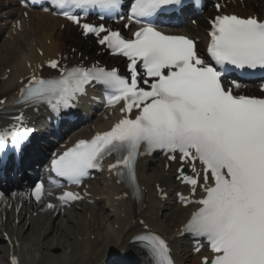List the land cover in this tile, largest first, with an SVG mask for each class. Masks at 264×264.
<instances>
[{"label":"snow or ice","instance_id":"obj_1","mask_svg":"<svg viewBox=\"0 0 264 264\" xmlns=\"http://www.w3.org/2000/svg\"><path fill=\"white\" fill-rule=\"evenodd\" d=\"M184 2L134 0L128 19L139 24ZM51 3L83 35L96 36L100 45L128 61V75H121L116 68L97 65L61 69L57 60H50V68L60 69L57 78L33 75L20 89L19 103L47 104L57 114L72 107L93 82L104 86L107 106L120 105L122 118L109 130L76 142L52 161L51 170L79 185L90 169H99L111 156L109 170L140 200L137 158L161 150L178 165L179 178L189 186V196L177 194L180 202L197 205L177 232L196 241L197 253L206 242L210 254L200 264H264V97L239 94L242 85L235 80L226 84L224 79L231 70H240L241 75L249 74L246 70L264 72V19L216 15L209 21L205 57L195 38L166 34L151 22H145L134 39H126L102 23L82 22L74 12L81 9L87 16L90 9H99L111 15L121 0ZM193 3L199 6L200 0ZM14 119L15 124L0 129V152L8 143L19 151L30 135V129H22L23 114ZM185 167L193 175L184 174ZM198 191L202 195L194 198ZM43 192V184H38L34 190L38 201ZM80 198L71 191L58 197L65 204ZM139 224L142 231L133 239L150 258L149 264H177L170 242L143 220ZM11 264H17L15 258Z\"/></svg>","mask_w":264,"mask_h":264},{"label":"bare ground","instance_id":"obj_2","mask_svg":"<svg viewBox=\"0 0 264 264\" xmlns=\"http://www.w3.org/2000/svg\"><path fill=\"white\" fill-rule=\"evenodd\" d=\"M9 4L11 9L8 7L0 14L1 27H5L3 35H8L0 48V99L16 84L15 72L21 70L23 75L22 68L27 57L38 64L65 50L63 37L68 31L67 26L63 31L59 28L67 23L64 19L41 10H32L29 19L25 20L18 16L21 7L13 6V0ZM230 7L233 12L244 14L256 11L250 2L240 3L239 0H234ZM15 14L22 21L21 31L11 26L10 20ZM203 29L204 18L201 17L198 32H191L202 36ZM38 50H42L44 55L41 56ZM107 116L103 114L95 123L108 125L110 119L116 118L111 116L107 119ZM177 166L162 154L141 161L139 179L145 197L140 205L132 200L131 192L125 186L115 179L107 181L103 176L101 180L93 182L90 189V198L102 200L103 206L85 204L83 210H73L71 215L74 219L56 210L46 213L35 211L31 213L34 219L30 220L20 215L21 221L14 236L29 239V242L23 241L19 250L22 264H106L113 252L126 249L139 252L137 247L130 244V239L142 230L140 220L166 236L180 264H200L201 258L208 254L204 250L197 253L194 250L196 241L189 243V238L177 232L193 209V204L184 207L175 198H170L172 191L181 184ZM184 174H193L190 167H186Z\"/></svg>","mask_w":264,"mask_h":264}]
</instances>
